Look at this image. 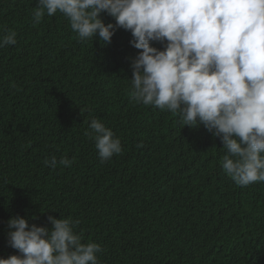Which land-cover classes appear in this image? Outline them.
<instances>
[{
    "label": "trees",
    "instance_id": "obj_1",
    "mask_svg": "<svg viewBox=\"0 0 264 264\" xmlns=\"http://www.w3.org/2000/svg\"><path fill=\"white\" fill-rule=\"evenodd\" d=\"M36 6L0 0V37L17 34L0 48V258L20 255L7 242L18 215L48 228L70 217L99 264H264V182L237 185L218 137L132 98L129 31L81 42L59 12L34 24ZM92 119L121 153L100 159Z\"/></svg>",
    "mask_w": 264,
    "mask_h": 264
},
{
    "label": "clouds",
    "instance_id": "obj_2",
    "mask_svg": "<svg viewBox=\"0 0 264 264\" xmlns=\"http://www.w3.org/2000/svg\"><path fill=\"white\" fill-rule=\"evenodd\" d=\"M57 12L81 42L98 36L107 44L117 29L129 31L139 50L130 65L132 98L178 113L182 128L202 125L218 137L226 153L221 167L237 185L264 182V0H37L33 23ZM102 13L115 25H106ZM16 36L9 30L0 48L15 45ZM89 128L102 161L121 153L111 129L98 119ZM45 165L55 168L56 157ZM48 220L51 228L10 218L7 242L20 255L0 264H99L101 247L81 242L77 222Z\"/></svg>",
    "mask_w": 264,
    "mask_h": 264
}]
</instances>
